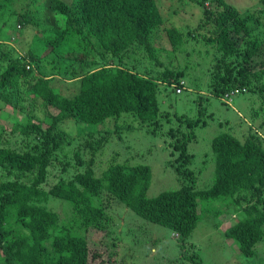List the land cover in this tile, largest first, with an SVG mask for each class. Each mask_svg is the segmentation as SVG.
Masks as SVG:
<instances>
[{
  "label": "trees",
  "instance_id": "obj_1",
  "mask_svg": "<svg viewBox=\"0 0 264 264\" xmlns=\"http://www.w3.org/2000/svg\"><path fill=\"white\" fill-rule=\"evenodd\" d=\"M190 1L201 7L202 17L196 29L184 33L163 27L156 0H48L62 26L41 30L36 34L40 47L28 48L23 57L4 39L16 29L11 22L30 25V12L19 15L14 0H0V102L29 119L13 125L18 146L0 137V253L5 264H121L116 242L103 241L100 251L88 238L90 231L108 239L114 233L107 213L111 200L170 230L180 246L200 221L232 209L236 221L224 238L254 264L264 263L255 260L264 243L261 133H249L243 141L228 133L213 139L215 181L204 191L195 190L187 142L205 122L177 114L178 127L167 133L177 153L178 190L148 198L151 170L143 165H111L100 177L94 175V158L104 140L94 139L97 130L92 129L130 114L155 133L173 115L160 110V88L181 89L176 95L186 88L196 91L186 87L185 69L172 62L186 37L216 48L210 96L221 100L232 91L251 92L264 107V0L259 11L245 13L227 0ZM160 28L169 40V64L153 43ZM39 110L49 123L33 115ZM71 120L85 125L78 130L87 136L83 142L60 127ZM50 200L65 203L69 215L61 218L48 208ZM185 258L203 264L196 253Z\"/></svg>",
  "mask_w": 264,
  "mask_h": 264
},
{
  "label": "rangeland",
  "instance_id": "obj_2",
  "mask_svg": "<svg viewBox=\"0 0 264 264\" xmlns=\"http://www.w3.org/2000/svg\"><path fill=\"white\" fill-rule=\"evenodd\" d=\"M227 2L242 13L256 12L262 8L260 0ZM156 3L164 20L163 27L174 26L186 33L196 29L202 17L201 7L190 0H156ZM49 6L48 0H14L13 8L16 13L21 15L29 11L31 23L22 26L11 22L12 25L16 24V29L8 31L4 41L10 47H15L23 57H26L28 48L38 50L40 46L36 34L39 35L41 30L62 26L61 19L49 9ZM5 21L6 17L3 23ZM153 43L163 51L160 56L165 64H169L171 59L168 58L167 52H171V48L164 28H160L154 34ZM179 50L175 54L176 58L172 59L173 65L185 69L183 79L186 87L196 91L190 93L186 88L182 94L176 95L169 87L160 88L158 94L160 110L173 115L168 123L161 122L155 133L148 130L150 124L143 125L130 114L122 115L116 124L109 120L92 129L97 130L94 139L104 140L102 149L94 158L93 171L96 177H100L111 165H143L151 170L148 198L178 190L182 183L174 170L177 153L173 150L167 133L169 129L178 127L175 114L200 118L205 122L204 126L200 125L194 129V138L187 142V153L192 156L188 167L195 174L196 191L211 188L215 181L216 161L211 144L216 136L228 133L240 141L253 132H259L264 136V107L256 94L238 91L229 98V104L209 95V84L213 78L212 67L217 60L215 46H207L202 41L197 42L186 37L185 44ZM50 112L53 113L52 110ZM33 115L45 123L50 122L42 110L34 111ZM26 119L28 118L25 115H15L10 106H2L0 102V137L3 141L11 146H18L20 139L12 135L11 130L15 123L24 122ZM60 127L74 139L81 142L87 139L85 134L78 133L79 129L85 127L84 124L71 120L62 123ZM0 178H3L1 173ZM108 204L110 230L114 233L108 239L103 233L90 231L88 238L90 246L93 249L99 247L100 251L103 249V241L108 245L116 242L118 260L121 264H191L185 257L195 253L201 257L203 264H254V260L251 261L239 253L232 240H227L223 236V232L234 223L236 215H231L232 209L228 215L225 211L212 213V219H208L210 222L204 221L206 219L200 221L188 241L184 246H180L170 230L143 220L113 200ZM205 205L206 203H202V206ZM48 208L59 212L61 218L69 215L68 207L59 200H50ZM255 260L257 263L259 260L264 261V243L258 246ZM0 264H5L1 253Z\"/></svg>",
  "mask_w": 264,
  "mask_h": 264
},
{
  "label": "built area",
  "instance_id": "obj_3",
  "mask_svg": "<svg viewBox=\"0 0 264 264\" xmlns=\"http://www.w3.org/2000/svg\"><path fill=\"white\" fill-rule=\"evenodd\" d=\"M29 67L27 66V69H28ZM181 92V89H177L176 90V93H180ZM235 93H237V91H232V92H230L229 93V95H226L223 99H221L222 101H225L226 103H228L229 104V98L231 97V96H233V95H235Z\"/></svg>",
  "mask_w": 264,
  "mask_h": 264
}]
</instances>
